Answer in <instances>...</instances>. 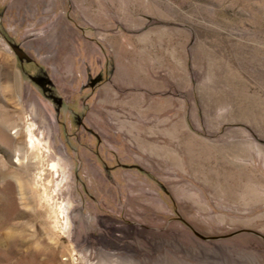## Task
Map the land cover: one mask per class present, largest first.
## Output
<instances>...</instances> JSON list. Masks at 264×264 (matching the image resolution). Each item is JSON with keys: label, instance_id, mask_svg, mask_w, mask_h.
Wrapping results in <instances>:
<instances>
[{"label": "rangeland", "instance_id": "rangeland-1", "mask_svg": "<svg viewBox=\"0 0 264 264\" xmlns=\"http://www.w3.org/2000/svg\"><path fill=\"white\" fill-rule=\"evenodd\" d=\"M0 264H264V0H0Z\"/></svg>", "mask_w": 264, "mask_h": 264}, {"label": "bare ground", "instance_id": "bare-ground-1", "mask_svg": "<svg viewBox=\"0 0 264 264\" xmlns=\"http://www.w3.org/2000/svg\"><path fill=\"white\" fill-rule=\"evenodd\" d=\"M52 167H54V165H53ZM65 224H66V223H65Z\"/></svg>", "mask_w": 264, "mask_h": 264}]
</instances>
